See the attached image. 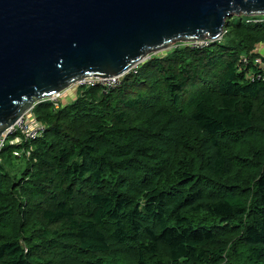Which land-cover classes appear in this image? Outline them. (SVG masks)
Masks as SVG:
<instances>
[{"label": "trees", "instance_id": "obj_1", "mask_svg": "<svg viewBox=\"0 0 264 264\" xmlns=\"http://www.w3.org/2000/svg\"><path fill=\"white\" fill-rule=\"evenodd\" d=\"M248 19L106 94L37 104L32 157L0 153V264H112L122 249L135 264H264V82L250 80L264 21Z\"/></svg>", "mask_w": 264, "mask_h": 264}, {"label": "water", "instance_id": "obj_2", "mask_svg": "<svg viewBox=\"0 0 264 264\" xmlns=\"http://www.w3.org/2000/svg\"><path fill=\"white\" fill-rule=\"evenodd\" d=\"M234 16H264V0H0V141L36 103L175 43L217 41Z\"/></svg>", "mask_w": 264, "mask_h": 264}, {"label": "built area", "instance_id": "obj_3", "mask_svg": "<svg viewBox=\"0 0 264 264\" xmlns=\"http://www.w3.org/2000/svg\"><path fill=\"white\" fill-rule=\"evenodd\" d=\"M247 22L248 23H252V22L258 23V22H261V20L251 17L247 20ZM217 41H221V40L218 39ZM217 41H213V40L195 41V42L185 43L183 46L188 47L191 50H202V49L210 47L214 42H217ZM149 58L150 57L145 58L144 61L139 62L137 65L132 67L129 71H127L126 73L120 76L127 77L130 75H138L142 65ZM255 64L261 70H259L257 74L251 76L250 80L264 82V58L263 57L256 58ZM242 65L243 66L245 65L246 67L250 65V61L248 57H243ZM117 77L103 78V79H97L96 77L86 78V79H83L77 82L74 86H72L69 89H75L77 87H81L85 85H92V86L101 85L105 89V94H106L109 91L115 90L121 86L120 85L121 81L118 80ZM97 80H99L101 83L100 82L98 83ZM63 92L58 93L49 99V101H52L55 103L56 108H58L60 104L62 103L60 99H62ZM43 101H46V100H43ZM39 103H36L34 107ZM34 107L29 112H25L23 116L20 117L17 120V122L6 131V133L3 135L0 141V152L3 149V147L7 146L6 142L9 140V141H12V143L14 144L13 145L14 150H15L14 155L17 158H21V159L24 158V159L29 160L32 157L33 152H34V148L32 144L38 139L42 138L47 133V126L44 123L35 119L34 112H33Z\"/></svg>", "mask_w": 264, "mask_h": 264}, {"label": "rangeland", "instance_id": "obj_4", "mask_svg": "<svg viewBox=\"0 0 264 264\" xmlns=\"http://www.w3.org/2000/svg\"><path fill=\"white\" fill-rule=\"evenodd\" d=\"M258 17V19L259 20H261V21H264V16H257ZM239 18H246L245 16H234V17H232L231 19H230V21H231V23H232V25L234 26V24H236L237 23V20L239 19ZM248 18H251V17H248ZM232 25H230L229 27H227L226 29H225V32H224V34L222 35V37H221V39H219V40H223L225 37L224 36H227V35H229L230 33L229 32H232V30H233V26ZM229 33V34H228ZM185 43H182V42H179V43H175V44H173V45H171L167 50H163V51H161V52H158V53H155V54H151V55H149L148 57H150L146 62H144V64L142 65V67L144 66V65H146L147 63H149L150 61H152L153 59H154V57H156V56H158V57H162V56H166L168 53H170L171 51H173L175 48H177L178 46H183ZM259 47H262V48H264V44H260V45H257L256 47H255V49H254V51H253V53H258L257 51H258V48ZM262 54L261 55H264V50H262ZM260 54V53H259ZM258 57H261L260 55H258V56H256V58H258ZM145 60V58L142 60V61H144ZM141 61V62H142ZM141 67V68H142ZM117 77V76H116ZM128 77V76H127ZM127 77H123V76H119V77H117V79L118 80H120L121 81V86L124 84V81H125V79L127 78ZM97 79H103V78H97ZM98 81V83L100 82L99 80H97ZM93 83H95V82H93ZM101 83V82H100ZM119 85V86H120ZM118 86V87H119ZM120 86V87H121ZM76 94H77V90L76 89H69V90H65V92H63V96H62V99H60V101H62L63 102V104H64V106H62L61 104H60V106L58 107V108H56V109H60V108H63V107H66V105L67 104H69L71 101H73L74 100V98L76 97ZM49 100V99H48ZM31 110V109H30ZM30 110H28L27 112H29ZM247 137H248V135H247ZM6 147H3V149H5V148H9V149H12V151H13V154H14V147H13V143H12V141H7L6 142ZM3 149L1 150V151H3ZM1 153V152H0ZM15 156V155H14ZM16 157V156H15ZM17 158V157H16ZM21 160H23V159H21ZM0 162H1V160H0ZM15 164H17V167L20 169V173H21V171H23L24 169H25V167H26V164L25 163H15ZM127 253L128 252H126L125 251V249H122V250H120L119 252H118V255H115L113 258H111L110 256H107L106 257V259H112V261L113 260H115V259H117V261L116 262H114V263H112V264H135V262H134V257L133 256H131L130 254H128L127 255ZM125 256H129V258H125Z\"/></svg>", "mask_w": 264, "mask_h": 264}, {"label": "crops", "instance_id": "obj_5", "mask_svg": "<svg viewBox=\"0 0 264 264\" xmlns=\"http://www.w3.org/2000/svg\"><path fill=\"white\" fill-rule=\"evenodd\" d=\"M262 50H264V48L259 47L257 52L260 53V54H262L263 53Z\"/></svg>", "mask_w": 264, "mask_h": 264}]
</instances>
